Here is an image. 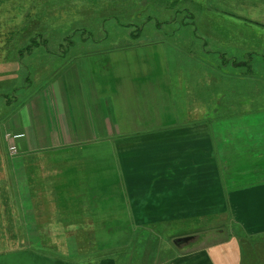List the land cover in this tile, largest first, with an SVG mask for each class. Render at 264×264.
Returning a JSON list of instances; mask_svg holds the SVG:
<instances>
[{
	"label": "crops",
	"instance_id": "crops-1",
	"mask_svg": "<svg viewBox=\"0 0 264 264\" xmlns=\"http://www.w3.org/2000/svg\"><path fill=\"white\" fill-rule=\"evenodd\" d=\"M122 13L118 21L133 24L135 12L132 15L123 8ZM48 16H44L48 27L32 32L67 38L77 27L81 29L79 21H85L79 19L72 22L77 26L64 29L52 24L53 16ZM154 33L160 38L161 32ZM127 34L130 39V32L120 36ZM107 36L99 33V40L94 38L90 46L65 50L68 57L58 76L17 111L11 122L9 118L0 124L3 154L10 146L21 154L13 159V197H19L22 209L29 210L28 216L33 215L28 199H47L35 208L36 212L44 211L49 224L40 229L50 232H91L111 223H116L111 230L150 232L164 218L171 225L182 222L187 229L183 222H201L200 227L189 229L194 233L178 235L195 237L173 250L165 264H264V108L246 109V97L229 101L223 86L215 99L212 78L194 80L193 85L192 76L182 73L181 63L167 60L168 49L162 43L118 46L116 38L107 46ZM186 48L195 52L190 44ZM16 61H11L7 70L0 62V87L12 81V72L19 68ZM101 71L109 73L100 76ZM251 97L249 104L256 103ZM226 100L235 107L225 105ZM220 106L225 114L218 116ZM6 133L13 138L5 140ZM99 136L111 141L109 151L117 167L114 179L96 178L94 161L85 160L95 155L91 151L94 146L100 148ZM75 151H85V156H74ZM39 153L51 158H36L24 165L27 155ZM1 161L4 166V159ZM71 168L78 169L73 178ZM112 171H116L114 165ZM6 179L0 176L4 186ZM95 179L115 184L110 196L102 186L94 188ZM33 191L37 193L32 195ZM125 215L131 221L129 229L119 224ZM219 215L226 216L228 229L216 221ZM32 220L29 217V223ZM215 228L217 233H213ZM60 237L33 247L61 243V248L65 246L70 252L81 244L75 236ZM71 238L75 246L70 245ZM78 252L59 253L71 259L69 256ZM1 262L72 264L28 249L1 254Z\"/></svg>",
	"mask_w": 264,
	"mask_h": 264
},
{
	"label": "rangeland",
	"instance_id": "rangeland-1",
	"mask_svg": "<svg viewBox=\"0 0 264 264\" xmlns=\"http://www.w3.org/2000/svg\"><path fill=\"white\" fill-rule=\"evenodd\" d=\"M126 1L127 0H0V62L1 64H4L3 66L5 67V70L9 68L11 69V61L16 60V57H14L13 54L6 53L7 47H10L7 43L8 39L12 41L14 40L15 44H21L20 41L23 40L24 37H28L32 30L40 29L44 25H46V29L48 27V20L44 17L46 15H49L50 18L53 16L51 19L53 22L51 23L55 24L59 28L64 27V29H66L65 26L69 25L68 27L70 29L71 26H77L78 24V26H81V28L91 30L95 39H97L96 36L99 33H107V46H111V44L114 42V39L116 38L119 39V44H117L118 46L122 43H127L123 44L124 46H135L136 44L139 45L143 42L153 41L151 40L152 36L157 35V33L154 32H161L160 35L158 34L160 37L158 38L159 41L155 40V42L157 41L166 45L164 48L166 51L168 49V56L171 57L167 58V60L174 64H178V62L181 63L183 70L182 73L185 75V77L187 75L192 76L191 83L193 85L195 84L194 80L204 77L210 80L212 77L207 75V73L204 71L198 72L195 66V59L202 61V55H197L198 58L190 61V59H186L184 56V54H186L188 51V48L185 49L179 47L180 44L183 46H188L192 43L195 51L202 52L205 50L204 52H214L211 55L209 54L208 57H204V59L209 62L214 61V57H217L220 53L227 54V57L235 58L237 62L242 61V59L249 60L251 57L249 56L250 53L254 54L252 57L264 53V0H189L190 4L188 6L190 7L182 8H187L195 14L192 22L194 23V34L196 37L195 39L190 37L189 39H184L183 41H181V36L172 35L173 33L171 25L162 26L160 30L155 31V24L150 22L147 23L151 17L154 18L157 16L161 20H168L173 12H163L162 10H164V8H156L150 11L149 6L152 5V0H133L132 5L125 4ZM156 3L157 2H155V4ZM183 6H185V4ZM123 8L127 11L133 12L132 15L134 12L137 14V16H134L135 19L133 20V23H135L136 18H138L139 21H137L136 24H139V27L144 26V31L146 32L144 40L135 41L136 43H134V41H131L128 38L129 34L124 37L120 36V34L123 35L125 32H132L127 28H123L122 26L126 25L118 21L121 15L125 14L122 13ZM175 8L178 9L180 7ZM176 9L175 12H177ZM206 9H210L211 11L208 12ZM56 17H62L63 21L61 20V22H55L54 20ZM109 18H114L116 20L111 21ZM79 19H85V21H79ZM67 20L69 23L66 22ZM76 21L79 22L77 24H72V22ZM183 23H188V21L184 20ZM27 27L29 28L27 29ZM76 29L79 28L77 27ZM105 29L107 32L103 31ZM73 33L74 32H72L71 35L67 37V39L71 37ZM148 36L151 37L150 40L148 39ZM167 36H170L171 38L169 37V39H166ZM46 39H48L49 50L54 52L57 51V47H59L60 44L66 41L65 38L52 37ZM203 42L206 44V46L203 48L199 47V45H202ZM40 44H43V42H40ZM79 47L82 48V44H78L71 48L76 49ZM64 50L65 48L63 51H59L60 54H62ZM41 57L46 56L45 54H40V58ZM67 57L68 55L66 58ZM256 58L257 62L254 64L255 69L258 71L256 78L253 80L248 79L247 81L236 79V72L238 68H230L231 64L229 66L224 65L225 70H221L219 68L223 64L220 63V61L217 62L216 66L214 65V62H211L213 69L215 66V73L212 70L214 76H216V71H218V69L220 71H225L223 75V81L219 83V85L213 81L215 99H219L217 98V93L219 86L222 85L225 90L224 95L229 97V101H239L243 97H246V109H263L264 78L262 71L264 70V61L261 60L263 59L261 56ZM42 60L45 62H35V66L30 64L32 73L35 71L34 79L38 80V85H42L43 81H46L47 78H50L48 74H51L54 69L63 65V63L58 64L57 66L54 65V58L52 57H47L46 59ZM198 63L200 64V62ZM108 73L109 72L101 71L100 76H105ZM216 79H219V77ZM251 96L255 97L256 103H248V100ZM229 101H224V104L230 107H235V104ZM217 107L218 103H215V108ZM239 109L240 108L236 109L235 111H238ZM15 113H13L11 117H13ZM217 113L218 116L222 114L224 115V108L220 106ZM11 120L12 118L10 119V122ZM96 141L98 143L97 147L100 148H95L96 146H94L92 148L93 150L91 151H94L95 155L89 159L85 158V160L94 161L95 174H93V176H96V178L103 176L104 181H106V178L108 180L114 179L117 176V167L113 161V153L112 151H109V148L111 149V141L105 140L100 136ZM5 153H7L6 156L2 155L0 150V176L7 177L5 186L0 182V255L12 251L28 249L35 252H46L48 255H51L52 257L54 256L55 258L62 257L65 260H69L72 264H99V262L102 264H165L171 260L173 250L177 249V247L172 244L173 241L167 239L175 236L179 237L178 235L182 234L194 233L191 230H193L195 227L201 226V222H199V224L193 221L183 222L189 229H191L189 230L184 225H180L182 222H176L174 225H171L168 224L169 221L164 218L161 224L153 225L152 227L156 230L150 232L137 230H111L116 225V223H111L109 226L101 225L98 230L91 232H67L56 230H54V232L43 231L41 229L49 225L47 224V217L42 214L44 212L42 209H39L36 212L35 206L41 205L40 203H45V201L48 200L38 197L35 199H28V201L31 202V207L33 210V215L28 216L29 210L27 212L24 207L22 209L19 197H13V176L15 173L13 170V159L16 160L21 156V154H19V151H16L15 154H11L8 152L7 147L5 148ZM77 154L85 156V151H83V153H79V151L73 152L74 156ZM36 158L45 160L47 158H51V155L46 156L42 153L27 155L23 163L25 165L26 161H32ZM3 159L5 161L4 166L2 165L1 161ZM69 160L73 161L74 159ZM8 165L10 166L8 167ZM113 165L116 171H112ZM29 167L30 165L28 163V167H26V169L28 170ZM16 170L18 172L17 167ZM87 170L89 172L88 175L91 177L92 175L90 173V167L88 164ZM77 172V168H71L70 178L75 177ZM103 172L104 174L101 175ZM113 185L115 184L111 182L101 184L99 183L98 179H95L93 184L95 189H100L102 186V190L106 196H110ZM57 189L59 188L56 187V190ZM36 193L37 192L33 191L32 195H35ZM113 193L116 194L117 192ZM21 201L22 203H28L27 199H21ZM56 201L57 199H54L53 206L57 207ZM67 202L70 203L71 200H68ZM224 215L217 216L218 220L216 221L220 222L222 225H225L221 227L226 230L228 227L226 223V216ZM29 217L33 218L31 223L28 221ZM138 218L140 219L141 216H138ZM209 221L210 220H208V224H210ZM119 224L122 226H127L129 229L131 225L129 216L125 215L122 217L119 220ZM173 226L174 229L172 230L171 227ZM217 231L218 229L215 228L213 233H217ZM235 233L237 234V232ZM61 234L64 236H75L77 241L81 243L79 248L72 247L70 248L69 252L68 248L65 246L64 248H61V243H55V247H52V244L49 247L40 245L33 247V245L37 243H45L50 239H52V241L53 239L58 240L61 238ZM148 239L150 240L146 242ZM64 242L68 244V240H64ZM70 245L75 246L73 238H71ZM72 249L76 253L78 250L79 252L74 256H69L71 259H68V256L65 254L59 253L68 252L69 254L73 255ZM0 264L6 263L1 262Z\"/></svg>",
	"mask_w": 264,
	"mask_h": 264
},
{
	"label": "trees",
	"instance_id": "trees-1",
	"mask_svg": "<svg viewBox=\"0 0 264 264\" xmlns=\"http://www.w3.org/2000/svg\"><path fill=\"white\" fill-rule=\"evenodd\" d=\"M135 1V0H134ZM127 5H132L133 0H127ZM155 2H157L155 4ZM152 5L149 6L150 7V11H152L153 9L156 8H164V10H162L163 12H169L172 13L171 17L168 20H161L158 16L157 17H151L148 21L150 23H154L155 25V31L160 30V28L162 26H168L171 25L172 26V35L176 36L179 35L182 37L183 41L184 39H187L185 37H183L182 34H186L187 36L192 37L193 39H195V30H194V23L192 22V19L195 17L194 12L190 11L187 8H182V7H190L188 6L189 0H152ZM135 4V2H134ZM185 4V6H183ZM125 5V6H127ZM134 6V5H133ZM129 7V6H128ZM175 7H180L178 9H176ZM110 9V8H109ZM174 9V10H173ZM175 9L177 10V12H175ZM208 12H210V9H206ZM99 13V12H98ZM135 16H137V14L135 13ZM111 19V21H115L116 19L114 18H109ZM184 20H187L188 23H183ZM139 21L138 18H136V22ZM130 24L128 26H122L123 28H127L129 30H131L132 34L130 35V40L134 41V43H136L135 41H142L144 40L145 34L146 32L144 31L145 28L144 26H140L139 24ZM29 27H27L28 29ZM178 28V29H177ZM106 31L107 30H103ZM144 33L143 35L140 33ZM105 33V32H104ZM33 34V36L30 37H24L23 40H21V44L17 43L15 44L14 40H10L8 39L7 43L10 46L9 48L7 47V54L10 53V50L16 49V54H13L14 57H16V63L18 64L19 68L16 72H12V76L10 77L9 80H12L11 82H7L5 86L0 87V124L5 121L6 119H9L11 117V115L17 111H19L23 106H25L26 104L29 103V101L37 94H39L43 89H45L49 83L52 81L53 78H55L56 76H58L59 72L62 70V65L57 67L56 69H54V71L51 74H48L50 76V78H47L46 81H43L42 85H38V80H35V71H33L30 68V64L32 66H35V62H39L42 61L43 63L45 62L42 59H46L47 57H52L54 58V65H58V64H62L64 62H66V56L68 55V51L69 49H73L71 47H74L78 44H82V46H88L90 44H92V41H95L94 39V35L91 32V30H87L85 28H81V29H77L74 31L73 35L71 37H69L68 39L65 38V42L60 44L59 47H57V51H51L49 50L48 47V39L45 38V36H43L40 32H32L29 34L31 35ZM107 34V33H105ZM148 34V33H147ZM170 35V34H169ZM170 36H167L166 39H169ZM188 37V38H190ZM151 37L148 36V39L150 40ZM171 38V37H170ZM80 40V41H79ZM150 42H143L141 43L142 45H150V44H156V43H160L157 42L159 41L157 35L152 36ZM155 40H157L155 42ZM78 41V42H77ZM40 42H43V44H40ZM92 42V43H90ZM205 42V41H204ZM202 43V45H199V47H205L206 44ZM89 43V44H88ZM179 43V42H178ZM138 44H136L135 46H137ZM175 45H179V44H175ZM193 48L192 43L190 44ZM189 46V45H188ZM179 47L185 48L186 46L183 45H179ZM65 48V50H68L67 52L64 50V52H62V54H60L59 51H63V49ZM173 50V49H171ZM182 50V49H181ZM40 51V52H39ZM205 50L201 51H196L195 52H191L189 49L186 52V54H184L186 59H190V61L194 60L195 58H198L197 55H202V61L196 60V68L198 70V72H205L207 73V75L211 76L213 81H215L218 85L219 83H221L223 81V75L225 73V71H220L221 70H225V66L224 65H230V68L234 67L235 69H237L236 72V79L241 80V81H247L248 79L253 80L254 78H256V74H257V70L254 67V64L257 62V58L256 57H260L263 58L261 60L264 61V53L262 54H258L255 55V57H252V55H254L253 53H250L249 56H251L249 58V60H245L242 59V61L237 62L235 60V58L233 57H227V54L224 53H220L217 57H214V65H217V62L220 61V63H222L223 65L218 69V71H216V76L213 75V72L215 73V66L213 69V65L211 64V62L207 61L206 59H204V57H208L209 54H213L214 52H204ZM196 53V54H193ZM12 54V53H10ZM40 54H45L46 57H41L40 58ZM183 55V54H182ZM219 57V58H218ZM40 59V60H39ZM27 60V61H25ZM254 60V61H253ZM15 61V60H13ZM200 62V64L198 63ZM213 70V72H212ZM263 72V78H264V70ZM217 77H219V79H216ZM16 81H15V80ZM6 80H8V78H6ZM14 80V81H13ZM10 86V87H9ZM9 87V88H7ZM222 85L219 86V92L222 91ZM218 92V93H219ZM217 93V94H218ZM254 94V93H251ZM251 101H253L252 97L249 98L248 103H250ZM18 103V104H17ZM247 103V101H246ZM19 108V109H17ZM3 148L4 145L2 144V137L0 134V150L2 152V155L6 156L7 153L4 152L3 154ZM5 151V149H4ZM8 156V155H7ZM10 165H8L9 167ZM27 170V169H26ZM185 236V235H183ZM175 237H171L167 240H173ZM150 239H148L146 242H148ZM131 245V244H129Z\"/></svg>",
	"mask_w": 264,
	"mask_h": 264
},
{
	"label": "water",
	"instance_id": "water-1",
	"mask_svg": "<svg viewBox=\"0 0 264 264\" xmlns=\"http://www.w3.org/2000/svg\"><path fill=\"white\" fill-rule=\"evenodd\" d=\"M194 240V236H185V237H178L173 240V245L175 247H179L181 245L188 244L189 242Z\"/></svg>",
	"mask_w": 264,
	"mask_h": 264
},
{
	"label": "built area",
	"instance_id": "built-area-1",
	"mask_svg": "<svg viewBox=\"0 0 264 264\" xmlns=\"http://www.w3.org/2000/svg\"><path fill=\"white\" fill-rule=\"evenodd\" d=\"M6 139H12L11 137H10V135H6ZM9 151H10V153L12 154H15V147L14 146H10V148H9Z\"/></svg>",
	"mask_w": 264,
	"mask_h": 264
}]
</instances>
